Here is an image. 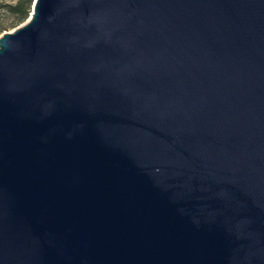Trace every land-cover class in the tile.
Wrapping results in <instances>:
<instances>
[{
	"label": "water",
	"instance_id": "obj_1",
	"mask_svg": "<svg viewBox=\"0 0 264 264\" xmlns=\"http://www.w3.org/2000/svg\"><path fill=\"white\" fill-rule=\"evenodd\" d=\"M0 36V264H264V0H32Z\"/></svg>",
	"mask_w": 264,
	"mask_h": 264
},
{
	"label": "trees",
	"instance_id": "obj_2",
	"mask_svg": "<svg viewBox=\"0 0 264 264\" xmlns=\"http://www.w3.org/2000/svg\"><path fill=\"white\" fill-rule=\"evenodd\" d=\"M32 0H17L14 4L8 5V12L13 16L9 25L1 26L0 32L14 27L23 22L29 15Z\"/></svg>",
	"mask_w": 264,
	"mask_h": 264
},
{
	"label": "rangeland",
	"instance_id": "obj_3",
	"mask_svg": "<svg viewBox=\"0 0 264 264\" xmlns=\"http://www.w3.org/2000/svg\"><path fill=\"white\" fill-rule=\"evenodd\" d=\"M17 0H0V27L9 25V23L12 21V15L8 12V5L14 4ZM30 13V12H29ZM29 16V15H28ZM29 17H27L23 22L20 24L14 26V27H8L7 30H3L0 32V36L5 32V31H12L16 27L22 25L28 20Z\"/></svg>",
	"mask_w": 264,
	"mask_h": 264
}]
</instances>
